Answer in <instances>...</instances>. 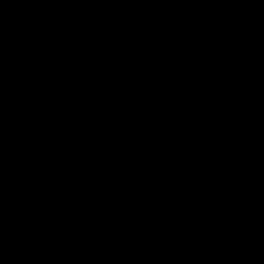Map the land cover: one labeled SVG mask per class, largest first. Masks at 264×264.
I'll list each match as a JSON object with an SVG mask.
<instances>
[{
    "label": "water",
    "instance_id": "1",
    "mask_svg": "<svg viewBox=\"0 0 264 264\" xmlns=\"http://www.w3.org/2000/svg\"><path fill=\"white\" fill-rule=\"evenodd\" d=\"M0 264H264V0H0Z\"/></svg>",
    "mask_w": 264,
    "mask_h": 264
}]
</instances>
